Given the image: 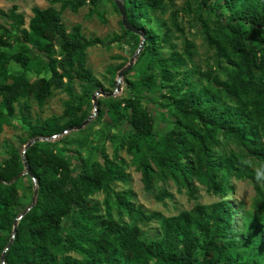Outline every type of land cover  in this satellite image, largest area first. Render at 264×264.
Here are the masks:
<instances>
[{
	"label": "trees",
	"instance_id": "obj_1",
	"mask_svg": "<svg viewBox=\"0 0 264 264\" xmlns=\"http://www.w3.org/2000/svg\"><path fill=\"white\" fill-rule=\"evenodd\" d=\"M124 1L130 24L145 36L140 58L147 60L139 86L129 84L132 90L153 89L158 79L172 100L173 127L158 139L155 118L138 95L105 97L98 101L100 116L105 108L111 119L130 126L122 147L139 158L147 192L155 190L158 176L187 188L190 198H195L193 182H197L222 200L197 204L175 216L148 213L131 203L128 192H114L113 184L126 182L129 175L104 151L97 160L79 155L81 169L76 172L64 154L55 153L51 142H36L24 155L12 146L0 161V264H264V45L257 37L264 30V0H201L227 20L218 33L203 23L208 45L228 65L226 79L212 70L185 69L186 60L193 57L194 45L189 41L182 53L165 56L162 50L170 41V31L161 38L149 27V13L161 8L164 0ZM88 2L98 5L97 0H51L47 8L33 7L28 24L16 5L0 8V135L21 100L32 99L42 107L55 90L69 97L61 117L33 122L22 109L29 139L53 140L91 115L101 84L86 65L87 52L116 40L89 38L80 25L68 32L61 17L62 11L78 12ZM57 3L60 10L54 7ZM92 14L101 17L96 8ZM124 34L141 42L136 33L125 30ZM33 50L45 59H32ZM13 63L23 72L12 74ZM122 67L109 69L112 87ZM32 71L34 80L27 76ZM43 71L50 76L41 77ZM75 80L82 84L80 92L74 88ZM221 136L236 142L241 151L223 150ZM248 158L256 161L254 166ZM25 178L35 179L38 195L19 219L25 212L19 182ZM233 178L252 181L256 192L239 225L238 212L226 199L234 190ZM97 192L115 193L116 203L134 223L103 213L100 203L91 199ZM171 197L165 190L157 196L159 201ZM67 218L70 227L65 234ZM154 221L159 232L151 238L137 223ZM59 249L77 257H61Z\"/></svg>",
	"mask_w": 264,
	"mask_h": 264
},
{
	"label": "rangeland",
	"instance_id": "obj_2",
	"mask_svg": "<svg viewBox=\"0 0 264 264\" xmlns=\"http://www.w3.org/2000/svg\"><path fill=\"white\" fill-rule=\"evenodd\" d=\"M116 1L97 0V6L88 2L78 12H73L69 9L64 10L61 15L62 21L68 32H71L75 25H80L83 33L89 38L98 37L104 41L116 40L109 46H95L88 49L86 65L101 84V88L94 95L98 92L108 93L106 92L108 90L111 93L115 92L114 97L117 98L134 95L143 97L144 104L155 118L154 131L156 136L161 139L173 127L174 110L168 93L166 94L165 89H161L162 83L158 79L153 89H149L147 86H140L139 89L132 90L129 84L133 82L138 85L143 75L147 73V60L140 58L143 48L135 58L133 65L126 72L129 74L127 76L124 75L122 78L120 82L121 90L116 92L118 74L130 64L141 44L133 36L124 34L127 29L122 22V15L116 5ZM123 2L125 1L123 0ZM14 5L19 8V12L24 14L28 24L30 17H32L33 7L47 8L51 5V0H0L1 9L9 10ZM54 7L60 10L61 4L57 3ZM95 8L98 9L101 17H98L97 14L91 15V10ZM149 15L152 19L149 27L155 29L157 35L162 38L167 31H170V41L162 50L165 56L172 52L182 53L185 49L186 41H189L194 45L192 49L193 57L190 60H186L185 69H197L202 72L212 70L222 79L227 78L228 65L225 62H220L215 50L208 45L203 24H208L210 31L218 33L221 29L220 24L227 25L225 18H220L216 11L204 6L201 0H164L161 8L155 12H150ZM257 37L259 43L264 45V30L260 31ZM140 38V41H142L141 36ZM249 41H251V36ZM57 53L58 50H56L55 56H57ZM31 57L34 60L45 59L43 54L35 50L31 53ZM120 67L122 69L117 72L114 78L115 87H112V75L109 73V69H119ZM10 72L12 74H20L23 69L13 63L10 66ZM27 76L31 80L37 77L34 71L28 72ZM40 76L49 77L50 75L43 71ZM197 79L200 81L199 78ZM74 88L77 92H80L82 89L81 82L75 80ZM105 97L107 96L103 94L97 95L96 106L93 102V107L90 109L91 115L88 119L93 114L94 116L84 127L65 131L63 135H59L53 140H44L53 144L55 153L64 154L71 161L72 167L76 172L81 169V162L78 159L79 155L83 158L91 157L92 160H97L100 157V151L106 152L109 158L118 163L129 175L126 182L113 184L112 189L114 192H128L131 203L135 207H141L148 213L160 212L165 216H175L183 211L191 210L197 204L209 205L222 200V197L208 192L204 186L197 182H193V186L196 188L195 198H190L187 188L179 187L171 178L163 181L158 176L155 177V190L147 192L142 181V173L138 168L139 158L122 147V143L127 139L130 132V126L125 121L118 123L113 118L111 119L105 108L102 109L103 115L100 116L98 101ZM68 99L69 97L64 91L55 90L53 96L42 107L32 99L21 100L16 106L15 115L9 118L10 124L4 127L3 133L0 135V161L7 158L8 151L12 146L16 147L24 155L27 144L32 141L28 137V126L22 118V109H25L24 115L28 116L33 122L36 120L44 121L53 116L61 117L64 114L65 103ZM27 107L28 109H26ZM220 138L223 150L241 151V147L236 142L225 140L222 136ZM68 149L71 151L75 150L77 153L66 152ZM145 151L149 153L148 149ZM247 161L253 166L256 163L251 158H248ZM231 182L234 190L226 199H230L237 210L238 214L235 218V223L239 225L238 221H240L242 213L250 211L252 208V202L256 196L255 186L250 180H236L233 178ZM32 189H35L34 180L32 182L30 179L25 178L19 182V191L25 211L32 205L31 201L34 198ZM163 190L169 192L172 197L159 201L157 196ZM115 193L108 195L105 192H97L91 196V199L100 203L103 213L110 212L114 219L122 218L126 223L132 225L134 223L133 218L116 203ZM137 224L140 230L145 231L151 238H154L159 232V223L156 221L150 223L139 222ZM65 227L64 232L66 234L70 227L69 218L65 221ZM57 254L61 257L65 255L77 257L75 253H64L60 249L57 250Z\"/></svg>",
	"mask_w": 264,
	"mask_h": 264
},
{
	"label": "water",
	"instance_id": "obj_3",
	"mask_svg": "<svg viewBox=\"0 0 264 264\" xmlns=\"http://www.w3.org/2000/svg\"><path fill=\"white\" fill-rule=\"evenodd\" d=\"M116 5H117V7H118V9H119V11H120V13H121V15H122V22H123L124 26L126 27V29L129 30V31H131V32H133V33H136V34H138V35H140V36L142 37V41H141V44H140V46H139V49H138V51L135 53V55H134L133 59L131 60L130 64H129L127 67L123 68V69L120 71V73L118 74V81H117V86H116V92H118V91L121 90L120 82H121L122 78L124 77L125 73L130 69V67L133 65L135 58L138 56V54L140 53V51H141L142 48H143V45H144V43H145V36H144V34H143L142 32H140L139 30L135 29V28L130 24V22H129V20H128V11H127V8H126V6H125L123 0H117V1H116ZM99 94H103V95L109 97V96H114L116 93H115V92H114V93H102V92H98V93H97L96 95H94V97H93V99H94V105H95V106H96V103H97V95H99ZM93 116H94V114H93V115H92L87 121H85L81 126L75 128V129H81L82 127H84L86 124H88V123L91 121V119L93 118ZM44 140H45V139H42V138L34 139L33 141H31L30 143L27 144V146H26V148H25V151H26L31 145H33L34 143L39 142V141H44ZM25 151H24V154H25ZM23 158H24V161H25V157H23ZM27 174L30 175V176L32 175V174H31V171H30L29 169H28V171H27ZM33 180H34V182H35V179H34V178H33ZM37 195H38V186H37V184H35V193H34L33 203H32V205H31V207H30L27 211H25V212L22 214V216L20 217V219H21V218H22V217H23V216H24V215H25V214H26V213H27V212H28V211H29V210L35 205ZM15 224H16V226H15V228H14V233L16 232V229H17V220H16ZM5 253H6V252H4V254H3V256H2V261H4V259H5Z\"/></svg>",
	"mask_w": 264,
	"mask_h": 264
}]
</instances>
